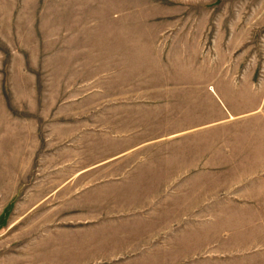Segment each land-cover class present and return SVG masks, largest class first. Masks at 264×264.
<instances>
[{
    "label": "rangeland",
    "instance_id": "374dc122",
    "mask_svg": "<svg viewBox=\"0 0 264 264\" xmlns=\"http://www.w3.org/2000/svg\"><path fill=\"white\" fill-rule=\"evenodd\" d=\"M0 264H264V0H0Z\"/></svg>",
    "mask_w": 264,
    "mask_h": 264
},
{
    "label": "crops",
    "instance_id": "0c3cea01",
    "mask_svg": "<svg viewBox=\"0 0 264 264\" xmlns=\"http://www.w3.org/2000/svg\"><path fill=\"white\" fill-rule=\"evenodd\" d=\"M16 180H17L16 183H15V181H12L11 183L9 181L10 192L8 194H11V198H13L14 195L17 194L20 191L21 181H19V178H17ZM15 185H16V187H15ZM11 186H13V188H11ZM10 201H11V199H10Z\"/></svg>",
    "mask_w": 264,
    "mask_h": 264
}]
</instances>
